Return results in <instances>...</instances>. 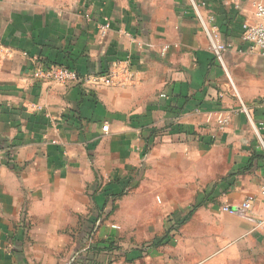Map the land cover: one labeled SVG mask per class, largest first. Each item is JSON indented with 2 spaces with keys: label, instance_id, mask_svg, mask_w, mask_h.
<instances>
[{
  "label": "crops",
  "instance_id": "0c3cea01",
  "mask_svg": "<svg viewBox=\"0 0 264 264\" xmlns=\"http://www.w3.org/2000/svg\"><path fill=\"white\" fill-rule=\"evenodd\" d=\"M254 2L0 0V264H264V56L242 36L264 22ZM127 57L126 86L29 75ZM115 181L126 191L105 201ZM248 196L255 220L223 210ZM104 241L116 247L89 251Z\"/></svg>",
  "mask_w": 264,
  "mask_h": 264
},
{
  "label": "built area",
  "instance_id": "2783aa9c",
  "mask_svg": "<svg viewBox=\"0 0 264 264\" xmlns=\"http://www.w3.org/2000/svg\"><path fill=\"white\" fill-rule=\"evenodd\" d=\"M196 7V6H195ZM255 13L259 19L264 18V0H255L254 2ZM201 20L202 17L200 16ZM209 24L203 22V28L207 33L211 48L214 51L215 57L222 61L223 52L227 49V46L222 43L217 36L219 32V26L215 17H209ZM110 28L109 23H105L99 27V31L104 34ZM243 39L255 47L261 55L264 56V22L258 21L256 23L245 22L242 25ZM168 51V46H165L161 50V54L165 55ZM29 75L36 81H50L58 84H68L73 82H83L88 85H106V86H126L135 82V72L133 68V61L130 57L119 60L110 67L105 73H95L82 75L77 70L71 69L66 65H50L43 66L38 64ZM264 104V98L261 100ZM230 122V117L222 116L219 118V123L222 127H225ZM103 131L109 130V125L103 126ZM261 195L264 197V186L261 189ZM256 198L254 196H248L246 199L236 205H226L223 207L224 211L231 214L254 219L251 212L254 206ZM258 226L264 225V216L257 219ZM114 227H117L116 225Z\"/></svg>",
  "mask_w": 264,
  "mask_h": 264
},
{
  "label": "trees",
  "instance_id": "16d2710c",
  "mask_svg": "<svg viewBox=\"0 0 264 264\" xmlns=\"http://www.w3.org/2000/svg\"><path fill=\"white\" fill-rule=\"evenodd\" d=\"M68 67H70L71 69L77 70L73 66H68ZM116 185H117V182L115 181V182L108 183V184H106L104 186V188L102 189V197H104L105 201L109 200L110 198L116 199L119 196H121L123 193H125V191H126L125 188H123L121 192L120 191H116L117 190V188H115ZM103 244H105V248L99 247V244H97L95 246H90L89 251H95V250H112V249H114L116 247L115 244L112 243V242H106V241H104Z\"/></svg>",
  "mask_w": 264,
  "mask_h": 264
}]
</instances>
